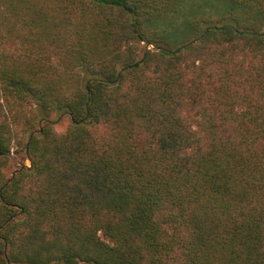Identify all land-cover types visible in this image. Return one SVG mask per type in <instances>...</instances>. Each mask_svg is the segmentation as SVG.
Listing matches in <instances>:
<instances>
[{
    "label": "trees",
    "instance_id": "1",
    "mask_svg": "<svg viewBox=\"0 0 264 264\" xmlns=\"http://www.w3.org/2000/svg\"><path fill=\"white\" fill-rule=\"evenodd\" d=\"M0 264H264V0H0Z\"/></svg>",
    "mask_w": 264,
    "mask_h": 264
},
{
    "label": "rangeland",
    "instance_id": "2",
    "mask_svg": "<svg viewBox=\"0 0 264 264\" xmlns=\"http://www.w3.org/2000/svg\"><path fill=\"white\" fill-rule=\"evenodd\" d=\"M51 118L54 122V128L58 132H63L69 123V119L67 116H61L59 114L54 113L51 115ZM15 150L16 147L14 146L12 149L11 160L7 167L4 169V174L6 178L9 177L19 167L23 159L22 154L16 153ZM25 163L28 165L29 161L25 160Z\"/></svg>",
    "mask_w": 264,
    "mask_h": 264
}]
</instances>
